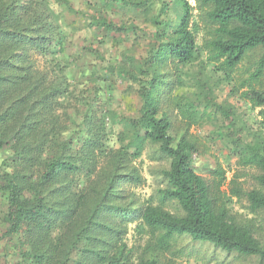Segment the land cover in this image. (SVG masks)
Returning a JSON list of instances; mask_svg holds the SVG:
<instances>
[{
  "label": "trees",
  "instance_id": "trees-1",
  "mask_svg": "<svg viewBox=\"0 0 264 264\" xmlns=\"http://www.w3.org/2000/svg\"><path fill=\"white\" fill-rule=\"evenodd\" d=\"M85 1L81 12L70 0H0V239L19 264H180L192 243L264 264V0ZM66 11L101 44L124 46L89 74L105 91L66 74L81 56L61 57ZM250 53L255 69L236 83ZM130 82L131 109L115 95ZM224 83L260 108L259 130L242 133L243 117L219 101ZM208 124L209 144L257 170L253 188L212 155L210 177L198 171L208 147L191 129ZM146 150L155 185L143 197ZM243 198L252 217L234 211Z\"/></svg>",
  "mask_w": 264,
  "mask_h": 264
},
{
  "label": "rangeland",
  "instance_id": "rangeland-1",
  "mask_svg": "<svg viewBox=\"0 0 264 264\" xmlns=\"http://www.w3.org/2000/svg\"><path fill=\"white\" fill-rule=\"evenodd\" d=\"M71 5L77 10L81 12L87 11V5L85 0H70ZM192 4H195V0H190ZM57 4V3H55ZM115 15V14H113ZM63 23L65 26L66 37V49L65 52L61 55L62 59L65 61H69L74 54H78L81 51V56L74 61V64L69 67L74 66L73 68L67 69L66 74L69 78H78V84L80 86H90L93 87L95 84H98L105 91L106 83L104 80L99 79L97 81H93L89 78V74L92 69H96L98 73H103L105 67L116 58L119 57L120 52L124 49V46L119 45L114 47L111 44L110 38H107V42L105 44H101L98 38H93L91 28L88 25V20L84 18L82 13L72 14L69 11H66V16L63 19ZM140 23V22H139ZM99 37H102L99 35ZM200 40V39H199ZM145 41V40H144ZM95 44L97 48H100L101 51L105 54L106 58L96 57V54L84 51V47L88 44ZM259 57L258 53H250L249 56L245 59L243 64L237 71V81L236 83H240L244 78H248L250 73L255 69V61ZM89 78V79H88ZM257 84V83H256ZM264 85V77L260 80V83L257 85ZM132 86L131 90L127 89L126 86ZM135 83L134 86L132 82L128 84H120L117 85L115 95L118 94L119 97L122 98L120 100V105L125 108L128 107L126 104L129 101H133L135 103ZM222 90L219 92V101L228 100L233 107L235 108L236 113H240L241 117H243L245 124L241 125L240 128H243V134H247V130L250 129L251 132H255L260 129V125H258L261 117L258 115L260 108H256L252 110L248 105L249 103H245L240 95H229L231 84L224 83L221 86ZM126 91H130V94H126ZM126 96V97H125ZM112 102V101H111ZM117 104V101L113 102ZM131 109V107H128ZM245 126V127H244ZM212 129L211 125H205L203 127H193L191 132L196 135L199 139H203V143L207 145L208 149L207 154H205L202 158H197L196 166L198 167V171L204 175L205 177H210V169L214 168L213 163L209 160L207 155H212L222 163L223 167L227 169L228 176L232 177L233 173L240 174L244 173L242 177L239 178L242 181V185L245 190L251 189L255 186L256 182L254 180V175L257 173V170L252 167L243 166L238 163V159L234 156L230 157V160L227 157V151L222 148L220 141L210 142L206 137L208 131ZM152 152L150 150H146L141 158L143 173L146 176V183L139 188V191L143 197H146L153 193L154 188V180L153 175L150 172V165H153V161L151 158ZM227 189V187H224ZM248 205V201L246 199H242L235 203L234 211L238 212L241 217H252L249 213V210L246 208ZM257 226L262 233L264 238V212L257 216ZM4 233V225L0 222V236ZM139 237L134 231L132 226L129 233V242L133 243L135 240H138ZM187 243V241L185 240ZM191 243V242H190ZM185 245V244H184ZM192 250V253L189 254V251ZM227 256V257H226ZM178 263L180 264H255L257 257H246V258H238L236 259L232 255H227L226 252L217 250L213 248L211 245L199 244L196 243L193 245L190 244L184 248L183 253L178 256ZM18 255L16 246L8 241L7 239H0V264H19L18 263ZM164 264H167L166 262Z\"/></svg>",
  "mask_w": 264,
  "mask_h": 264
}]
</instances>
